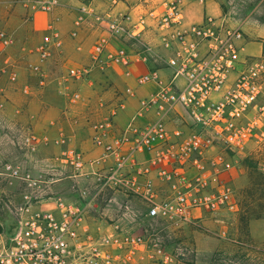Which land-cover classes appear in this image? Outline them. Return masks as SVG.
<instances>
[{
  "label": "built area",
  "instance_id": "obj_1",
  "mask_svg": "<svg viewBox=\"0 0 264 264\" xmlns=\"http://www.w3.org/2000/svg\"><path fill=\"white\" fill-rule=\"evenodd\" d=\"M105 1L109 8L104 12L93 7L82 8L95 23L104 22L109 29V34L96 44V57L108 50L114 38L137 41L141 47L137 52H130L121 42L123 45L107 56L119 65L132 61L151 64L150 69L138 76L137 83H154L157 90L140 99L138 112H153L154 118L142 128L134 129L136 137L127 154L122 152L126 139L106 142L104 132L97 133L94 141L103 144L104 161L109 156H115V161L103 167L102 172L91 171L96 175L98 190L84 187L75 199L58 197L54 211L34 207V202L46 195L50 179L33 177L12 160L0 158V178H19L28 186L23 193L18 222L10 230L0 222V264H175L173 253L156 238L126 231L117 222L108 230L89 225V217L103 212L101 195L112 186L124 193H140L147 203V217L173 224L191 220L194 208L229 211L236 208L231 190L210 191L207 180L208 167H213L215 173L229 166L224 152L212 154L211 151L244 149L258 128L260 115L264 114V102L259 106V115L250 113L262 95L264 64L262 60L250 62L243 54L246 45L242 26L214 16L188 24L182 6L184 0H143L144 10L136 21L126 24V20H131L129 14L123 19L114 14L122 0ZM8 4L23 7L26 19L31 20L36 11H52L59 0H0V15ZM81 24V19L75 22L77 27ZM77 32L75 28L72 35ZM150 32L157 38L156 44L146 40ZM13 42V33L0 29V50ZM62 44L60 32L50 23L37 52L45 61ZM32 69L36 74L41 73L37 64ZM88 72V68L70 69L76 78H84ZM10 79L16 82L17 73H12ZM128 91L134 93L130 87ZM178 106L190 113L196 126L181 141L172 138L168 126L170 113ZM4 107L0 101V128L4 126L1 119ZM104 126L100 125L99 129ZM21 137L22 147L28 151H33L39 142L30 128L22 129ZM151 151L156 153L151 163L158 167L163 178L172 182L171 194L166 198L157 199L148 168L134 158L138 152ZM65 159L72 166L75 178L88 175L87 169L101 162L85 159L75 148L67 149ZM176 162L189 163L197 174L190 176L183 168L166 167ZM127 165L133 169L132 173H125ZM143 177L145 180L141 181Z\"/></svg>",
  "mask_w": 264,
  "mask_h": 264
},
{
  "label": "crops",
  "instance_id": "obj_2",
  "mask_svg": "<svg viewBox=\"0 0 264 264\" xmlns=\"http://www.w3.org/2000/svg\"><path fill=\"white\" fill-rule=\"evenodd\" d=\"M142 2L122 0L114 14L120 17L129 14L131 20L125 23L130 24L144 10ZM202 4L198 0L185 3L183 11L186 23L203 20ZM11 5L5 6L0 15V27L9 25L16 38L14 46L0 50V101L5 104L1 114L4 126L0 128V152L33 177L50 179L46 195L34 202V207L54 211L58 197L75 199L84 187L92 191L99 189L96 175L91 171H104L102 168L113 164L116 157L109 156L104 161V146L94 141L95 135L104 132L106 142L126 139L122 152L127 154L129 145L136 137L134 129L142 128L154 118L153 112L140 114L138 110L140 99L155 92L157 85L150 83L141 87L137 83L138 76L150 69L151 64L132 61L128 65H119L109 61L107 55L117 49L119 39H112L111 47L100 58L96 57V44L109 31L106 25L95 23V19L86 15L82 8L102 10L105 5L103 0H59L52 11H36L31 20L23 19L17 11L13 12ZM80 19L82 24L77 27L75 22ZM50 23H54L60 32L63 44L50 59L44 61L37 48ZM75 28H78V32L73 36ZM146 37L157 42L152 32L147 33ZM159 50L166 53L163 48ZM26 60L29 61L26 66L29 73L22 71V82L19 79L13 82L10 75L18 73V69L23 70ZM35 64L40 66L41 73L32 71ZM73 68H88L89 72L84 78H76L70 74ZM5 77L7 83L4 82ZM129 87L134 93L128 91ZM102 124L105 126L99 129ZM168 126L172 138L179 141L196 129L190 113L182 106L170 113ZM24 128H30L39 137L33 151L22 147L21 132ZM69 148L77 149L87 160L101 162L94 168L89 167L88 175L75 178L72 176V166L65 159V152ZM155 154V151L138 152L134 158L148 168V178L152 180L156 197L162 199L171 194L172 182L163 178L158 167L151 163ZM227 161L232 170L234 163L229 158ZM174 166L183 168L187 175L197 174L187 162L166 164L169 169ZM213 171L209 170L208 187L219 178V172ZM132 172L131 166L127 165L125 173ZM140 180L144 181L145 178ZM101 199L107 207L103 208L101 214L96 213L87 220L93 229L108 230L112 223H119L115 212L116 206L121 203L128 214V208H132L134 214L144 213L147 205L140 193H124L115 186L105 189ZM206 212V209L194 208L192 218L205 217L208 215Z\"/></svg>",
  "mask_w": 264,
  "mask_h": 264
},
{
  "label": "rangeland",
  "instance_id": "obj_3",
  "mask_svg": "<svg viewBox=\"0 0 264 264\" xmlns=\"http://www.w3.org/2000/svg\"><path fill=\"white\" fill-rule=\"evenodd\" d=\"M188 1L197 0H184L183 10ZM103 3L106 7L104 5L102 10L98 9L101 12L107 11L109 8L105 0ZM202 3L203 19L207 16L224 17L233 25H241L246 45L243 54L250 62L262 60L264 64V0H204ZM16 7L21 6H11V10L17 11L23 19L26 18L25 10H19ZM114 13L116 12L114 11ZM117 16L123 19V16L120 17L119 14ZM99 25H106L108 29L104 22ZM0 29L13 33L7 24ZM13 35L14 42L7 48L15 44V33ZM145 38L150 41L147 37ZM119 40V44L123 45L121 42H124L123 46H126L130 52H137L141 48L135 40L126 38H119ZM150 42L156 44V42ZM119 44L117 48L120 46ZM111 45L112 42L109 47ZM28 63L29 61L26 60L24 69H18L19 81L22 80V71L29 73L26 67ZM261 78L262 95L258 99V105L251 109V114L259 115V106L264 102V70ZM4 79V82L7 83V77ZM147 85H141V87ZM219 151L224 152L225 158H229L234 166L232 170L229 166L224 171L221 170L218 174L219 178L211 183L209 190L214 192L231 190L236 203V208L233 211L206 209L208 215L205 217H193L185 223L173 224L164 219L147 217V205L144 213L134 214L132 208H128V214L125 211V205L121 203L116 206L115 212L118 214L116 217L117 220H120L121 228L158 239L173 253L175 264H238L237 255L240 253L238 242L247 239L241 224V217L245 215L248 220V237L251 240L249 241L250 248H244L243 251L249 253L253 257L252 260L257 259L255 257L259 255L264 257L263 254L252 249V245L264 248V114L260 115L258 128L244 149L230 151L218 148L211 152L216 154ZM0 158L8 159L1 152ZM208 168L214 170L213 167ZM230 171L234 173L235 178ZM27 190L26 182L21 179L17 181L0 178V222L9 230L18 222L19 209L24 204L23 193ZM102 207H107L105 202L102 203ZM119 207L120 209L117 210ZM133 207L136 208L134 205Z\"/></svg>",
  "mask_w": 264,
  "mask_h": 264
},
{
  "label": "trees",
  "instance_id": "obj_4",
  "mask_svg": "<svg viewBox=\"0 0 264 264\" xmlns=\"http://www.w3.org/2000/svg\"><path fill=\"white\" fill-rule=\"evenodd\" d=\"M241 224H242V228L244 230V234L247 236V239L245 241H239L238 242V246H239V252L238 255H237V262L238 264H264V257H261L260 255L259 256H256L255 260H252L253 257H251L249 255V253L243 251L244 248H247L249 249V241L251 239H249L248 235H249V229H248V220H247V217L245 215H243V217H241ZM252 249L257 251L258 253L260 254H263L264 255V248H257L255 246L252 245Z\"/></svg>",
  "mask_w": 264,
  "mask_h": 264
}]
</instances>
